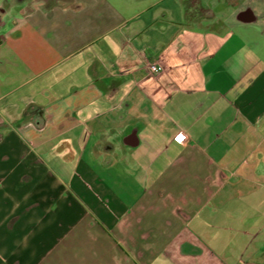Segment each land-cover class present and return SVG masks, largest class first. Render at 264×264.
<instances>
[{"label":"crops","instance_id":"1","mask_svg":"<svg viewBox=\"0 0 264 264\" xmlns=\"http://www.w3.org/2000/svg\"><path fill=\"white\" fill-rule=\"evenodd\" d=\"M263 52L264 0H0V264H264Z\"/></svg>","mask_w":264,"mask_h":264},{"label":"built area","instance_id":"2","mask_svg":"<svg viewBox=\"0 0 264 264\" xmlns=\"http://www.w3.org/2000/svg\"><path fill=\"white\" fill-rule=\"evenodd\" d=\"M149 69L152 73H160L164 70V66L159 62H153L149 65ZM177 138L183 140L184 135L178 134Z\"/></svg>","mask_w":264,"mask_h":264},{"label":"water","instance_id":"3","mask_svg":"<svg viewBox=\"0 0 264 264\" xmlns=\"http://www.w3.org/2000/svg\"><path fill=\"white\" fill-rule=\"evenodd\" d=\"M242 18H243L244 20H249V19H250V17H248V15H247V11H244V12L242 13Z\"/></svg>","mask_w":264,"mask_h":264},{"label":"rangeland","instance_id":"4","mask_svg":"<svg viewBox=\"0 0 264 264\" xmlns=\"http://www.w3.org/2000/svg\"><path fill=\"white\" fill-rule=\"evenodd\" d=\"M263 54H264V52H263Z\"/></svg>","mask_w":264,"mask_h":264}]
</instances>
